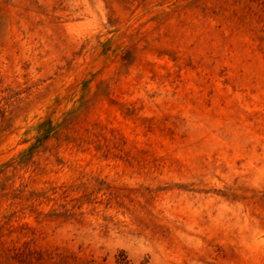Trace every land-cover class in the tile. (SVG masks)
<instances>
[{
	"label": "rangeland",
	"instance_id": "rangeland-1",
	"mask_svg": "<svg viewBox=\"0 0 264 264\" xmlns=\"http://www.w3.org/2000/svg\"><path fill=\"white\" fill-rule=\"evenodd\" d=\"M0 264H264V0H0Z\"/></svg>",
	"mask_w": 264,
	"mask_h": 264
}]
</instances>
